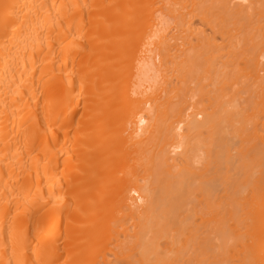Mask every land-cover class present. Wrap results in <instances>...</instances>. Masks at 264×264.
<instances>
[{
    "label": "bare ground",
    "instance_id": "1",
    "mask_svg": "<svg viewBox=\"0 0 264 264\" xmlns=\"http://www.w3.org/2000/svg\"><path fill=\"white\" fill-rule=\"evenodd\" d=\"M0 264H264V0H0Z\"/></svg>",
    "mask_w": 264,
    "mask_h": 264
}]
</instances>
